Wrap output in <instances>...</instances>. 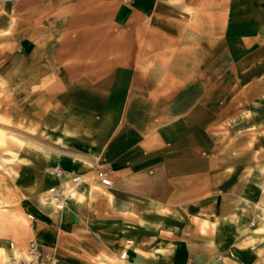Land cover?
<instances>
[{"label":"crops","instance_id":"1","mask_svg":"<svg viewBox=\"0 0 264 264\" xmlns=\"http://www.w3.org/2000/svg\"><path fill=\"white\" fill-rule=\"evenodd\" d=\"M235 11V0L0 5L2 38L19 45L3 124L17 98L20 139L43 145L0 148V249L25 253L33 235L59 264H100L128 237L131 264H264V148L222 128L240 102L219 60L256 36ZM57 163L62 176L49 173ZM109 166L106 187L96 173Z\"/></svg>","mask_w":264,"mask_h":264},{"label":"rangeland","instance_id":"2","mask_svg":"<svg viewBox=\"0 0 264 264\" xmlns=\"http://www.w3.org/2000/svg\"><path fill=\"white\" fill-rule=\"evenodd\" d=\"M15 1L18 0H0V5L5 2ZM235 10V15L241 14L243 17L245 16V18L247 17L244 22L245 24L246 22L250 24L251 32L256 33V36L249 40H247V38H239L236 36L235 44L232 46L234 47L233 53L226 54L224 58H220L219 60L220 72L224 73L226 68H229L230 71L234 69V72H229L228 75H220V80H222L226 91L231 90L232 92H235V95L238 94L240 102L238 107L236 106L228 109L230 111V117L228 118V122L222 128H233L235 132L241 131L242 128H245V131H249L251 133L250 143L252 149L259 146L264 148V0H235ZM2 34L3 33L0 30V148L7 146H10L11 148H18L21 143H27L32 147L35 144L43 146L40 145L41 143L35 142L31 139L27 140V142L20 139V129L18 124L20 109L18 107L17 98L13 100H16V107H12L10 111L8 108L5 109L7 116H9V114L11 115V118L8 120L9 123H11L10 127L9 125L3 124V95L5 94L8 97V93H4L2 91V87L7 83L4 79V73H8L10 70L9 67L17 62L19 45L14 42H8L9 39L5 42L2 38ZM242 40L246 42L240 43ZM230 47L231 46H229V48ZM244 91H246V93ZM15 94L17 93L11 92L10 97L13 99ZM5 154L8 153L6 152ZM1 162L2 157L0 156V163ZM0 170H3L2 165H0ZM13 172L15 171L13 170L12 173ZM0 176V179H2L3 176ZM9 190L13 191L14 189ZM15 190L17 191L18 196H21L26 200L28 199L24 189L17 188ZM80 209L83 213L84 209ZM89 212L93 213L92 216L97 213L94 207H91ZM91 222L97 227L104 225V223L99 224V221L97 222L96 220ZM108 222H111L112 224L114 223V221ZM113 228L114 227L112 226L110 229L114 230ZM121 234L124 236L125 231L123 233L121 232ZM119 237V235H116L114 238ZM32 238L36 239L42 247L57 252L56 246L44 245L36 236L33 235L27 240L25 245H23L25 251H27L28 242ZM129 240L130 239H128V237H124L122 239V243H119L116 252L112 253V256L118 255L120 257V254L123 252L122 250L128 244H131L132 247H137L134 243H130ZM107 241L112 243L115 242L114 239H107ZM10 242L11 241L8 243L9 247ZM12 242H14L18 249L20 248L17 241ZM116 243L118 242L116 241ZM0 253V264H7L8 259L15 256L13 251H4ZM26 254L27 253H23L22 255ZM106 254L111 253H102L103 256Z\"/></svg>","mask_w":264,"mask_h":264},{"label":"built area","instance_id":"3","mask_svg":"<svg viewBox=\"0 0 264 264\" xmlns=\"http://www.w3.org/2000/svg\"><path fill=\"white\" fill-rule=\"evenodd\" d=\"M112 167L98 169L96 176L103 186L110 187L113 185V178L111 176ZM51 173L56 176H62L64 173L60 164L52 167ZM72 180L74 182L83 181V175L73 174ZM264 191V189H263ZM15 246L14 242H10V247ZM122 257L128 256V250L122 252ZM7 264H59V258L54 250L42 247L36 239H30L27 246V254L21 256H12L8 259Z\"/></svg>","mask_w":264,"mask_h":264},{"label":"bare ground","instance_id":"4","mask_svg":"<svg viewBox=\"0 0 264 264\" xmlns=\"http://www.w3.org/2000/svg\"><path fill=\"white\" fill-rule=\"evenodd\" d=\"M86 54V53H85ZM86 56V55H85ZM84 56V57H85ZM79 60V59H78ZM84 61V60H83ZM80 62V61H79ZM113 64V63H112ZM79 65V64H78ZM110 66H111V64H110ZM85 67H86V65H85ZM85 70V69H84ZM27 139V138H26ZM67 159V158H66ZM49 173L52 175V173L49 171ZM70 181V180H69ZM64 183V182H63ZM45 192H43V195H45V194H49V192H50V189H46V190H44ZM95 191L96 190H94V187L92 186L91 188H90V192H89V197H90V199H93V197H94V194H95ZM53 194V193H52ZM42 195V196H43ZM47 196V195H46ZM82 197V196H81ZM44 199L45 198H43V201H44ZM62 199V198H61ZM47 201V200H46ZM59 206H62L61 204H59ZM17 219V218H16ZM2 220V219H1ZM14 220V219H13ZM7 221V220H6ZM16 221V220H15ZM18 221V220H17ZM20 221V220H19ZM2 225V224H1ZM3 225H4V223H3ZM2 228V227H1ZM250 230V229H249ZM262 232H264V223H262L261 225H259L256 229H255V233L256 234H259V233H262ZM129 242H131V241H129ZM163 241H161V245L157 248L158 249V251H162L163 250ZM12 249V251H13V253L16 255V256H21L23 253L22 252H20V249H18L16 246H14L13 248H11ZM250 249V248H249ZM1 251L0 252H4V250L1 248L0 249ZM25 253H27V251H24ZM250 252V251H249ZM1 254V253H0ZM6 255V254H5ZM123 257H122V255L120 254V257L119 258H111L110 256H107L105 259H102L101 261H100V264H131V263H129L127 260H123L122 259ZM136 264V263H135Z\"/></svg>","mask_w":264,"mask_h":264}]
</instances>
